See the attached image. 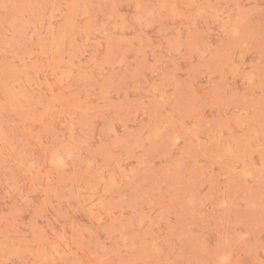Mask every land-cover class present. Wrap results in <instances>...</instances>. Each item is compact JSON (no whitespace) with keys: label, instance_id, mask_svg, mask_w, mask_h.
I'll return each instance as SVG.
<instances>
[{"label":"rangeland","instance_id":"374dc122","mask_svg":"<svg viewBox=\"0 0 264 264\" xmlns=\"http://www.w3.org/2000/svg\"><path fill=\"white\" fill-rule=\"evenodd\" d=\"M0 264H264V0H0Z\"/></svg>","mask_w":264,"mask_h":264}]
</instances>
